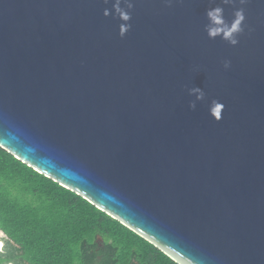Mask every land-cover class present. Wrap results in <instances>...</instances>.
Masks as SVG:
<instances>
[{"label":"water","instance_id":"95a60500","mask_svg":"<svg viewBox=\"0 0 264 264\" xmlns=\"http://www.w3.org/2000/svg\"><path fill=\"white\" fill-rule=\"evenodd\" d=\"M132 2L121 38L114 0H0V147L178 264H264V0Z\"/></svg>","mask_w":264,"mask_h":264},{"label":"trees","instance_id":"16d2710c","mask_svg":"<svg viewBox=\"0 0 264 264\" xmlns=\"http://www.w3.org/2000/svg\"><path fill=\"white\" fill-rule=\"evenodd\" d=\"M0 228L9 237L0 264H178L1 147Z\"/></svg>","mask_w":264,"mask_h":264},{"label":"clouds","instance_id":"9594fccd","mask_svg":"<svg viewBox=\"0 0 264 264\" xmlns=\"http://www.w3.org/2000/svg\"><path fill=\"white\" fill-rule=\"evenodd\" d=\"M112 0H104L105 4L111 3ZM166 2L171 6L173 0H166ZM224 5H231L235 3V0H222ZM240 5H245L248 0H239ZM122 5H124L122 7ZM134 9V3L132 0H114L112 4V9H105V17L115 14L114 18L121 21L119 26V34L121 38H124L127 33L131 30L130 21L132 19L131 12ZM207 24L205 25V32L211 40L221 39L224 42L235 47L239 44V36L243 34L245 27V11L241 7L236 10L233 14L234 18L229 23L224 16V8L221 6H216L214 8H209L206 13ZM224 67L226 69L231 67L230 61L224 62ZM189 95L194 96L195 100L192 101L189 107L194 111L197 107V102L205 101L206 94L203 89L199 87H193L189 90ZM224 105L218 100H212L209 106L210 116L217 122L221 121L223 118ZM2 235V233H0Z\"/></svg>","mask_w":264,"mask_h":264},{"label":"flooded vegetation","instance_id":"af4514ba","mask_svg":"<svg viewBox=\"0 0 264 264\" xmlns=\"http://www.w3.org/2000/svg\"><path fill=\"white\" fill-rule=\"evenodd\" d=\"M7 235V234H6ZM5 238V237H4ZM7 242L5 243V241H4V239H3V241H4V243H5V245H4V248L3 249H7L8 248V242H9V237H8V235H7ZM8 250V249H7ZM7 251H1L0 252V254H4V253H6ZM10 263H14V264H29V263H27V262H25V261H18V262H3V263H1V264H10Z\"/></svg>","mask_w":264,"mask_h":264},{"label":"rangeland","instance_id":"374dc122","mask_svg":"<svg viewBox=\"0 0 264 264\" xmlns=\"http://www.w3.org/2000/svg\"><path fill=\"white\" fill-rule=\"evenodd\" d=\"M2 239H4V241L6 240L5 243L7 242V238L6 237L5 238L3 237ZM4 250L7 251V249H3V251ZM12 264H14V263H12Z\"/></svg>","mask_w":264,"mask_h":264}]
</instances>
